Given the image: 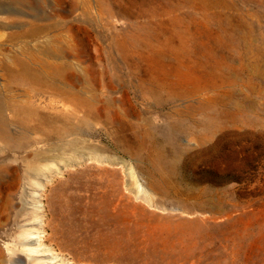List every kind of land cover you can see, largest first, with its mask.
<instances>
[{
  "label": "rangeland",
  "instance_id": "374dc122",
  "mask_svg": "<svg viewBox=\"0 0 264 264\" xmlns=\"http://www.w3.org/2000/svg\"><path fill=\"white\" fill-rule=\"evenodd\" d=\"M0 109V264H264V0H0Z\"/></svg>",
  "mask_w": 264,
  "mask_h": 264
},
{
  "label": "bare ground",
  "instance_id": "6f19581e",
  "mask_svg": "<svg viewBox=\"0 0 264 264\" xmlns=\"http://www.w3.org/2000/svg\"><path fill=\"white\" fill-rule=\"evenodd\" d=\"M47 25L48 24L31 25L28 28L23 29L22 31L20 30L21 32L15 33L12 35L13 39L22 41L24 43V48H22V51L30 52L32 58L39 62L38 67L32 66L28 61L18 60L16 58L15 53H13L8 56L10 59V63L3 64V67H4L3 69L8 70L12 74H18V75H23V76L25 75V76L32 77V78H37L40 81H43L45 78H49V76L54 72V62L49 61L48 58L46 57H49L48 47L51 46L50 45L51 40L53 39L52 37L47 36V38L44 39V41L39 40L40 37L45 35V32L47 30ZM24 26L26 27L28 26V24L26 25L24 24ZM19 29H22V28L19 27ZM33 41H36V43L29 44ZM49 119H51V122H53V118L51 116H49ZM51 127L53 128L52 125ZM19 135L14 136L13 134L9 132L7 123L3 116V112L0 109V140L5 145H11V143L13 144L15 141L18 142L20 139H22L20 137L21 135L20 136Z\"/></svg>",
  "mask_w": 264,
  "mask_h": 264
}]
</instances>
